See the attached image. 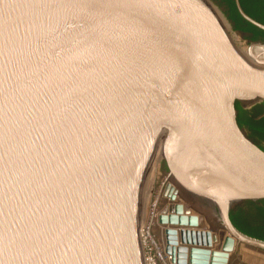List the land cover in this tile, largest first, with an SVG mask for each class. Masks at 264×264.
<instances>
[{
    "label": "water",
    "instance_id": "1",
    "mask_svg": "<svg viewBox=\"0 0 264 264\" xmlns=\"http://www.w3.org/2000/svg\"><path fill=\"white\" fill-rule=\"evenodd\" d=\"M231 32L246 35L213 0H0V264H143L157 146L164 196L210 213L223 252L264 251L229 218L264 200L236 109L264 103V41Z\"/></svg>",
    "mask_w": 264,
    "mask_h": 264
},
{
    "label": "rangeland",
    "instance_id": "2",
    "mask_svg": "<svg viewBox=\"0 0 264 264\" xmlns=\"http://www.w3.org/2000/svg\"><path fill=\"white\" fill-rule=\"evenodd\" d=\"M218 6L222 9L220 5ZM231 35L240 47L243 49L247 47L248 43L241 36L232 32ZM166 172L164 160L159 155V160L151 166L149 171L138 223L141 248L143 247L141 238L144 236V244L152 248L158 264H189L190 248L198 246L201 236L206 237L209 233L208 247L213 252L219 251L215 249V246L221 243V236H226V231L215 228L214 217L181 194L177 193L173 200L164 196L168 182ZM241 251L245 253L241 254ZM229 253L231 257L228 264H241V262L242 264H258L252 258L261 256L264 258V251L249 248L242 243H238L237 249L234 251L233 248ZM248 253L251 258L242 260Z\"/></svg>",
    "mask_w": 264,
    "mask_h": 264
},
{
    "label": "trees",
    "instance_id": "3",
    "mask_svg": "<svg viewBox=\"0 0 264 264\" xmlns=\"http://www.w3.org/2000/svg\"><path fill=\"white\" fill-rule=\"evenodd\" d=\"M232 25L233 30L247 33L245 41H264V31L244 21L236 12L233 0H213ZM244 12L264 24V0H239ZM237 121L248 136L264 149V103L250 109H242L236 104ZM233 226L249 237L264 241V200L258 203L246 202L230 211Z\"/></svg>",
    "mask_w": 264,
    "mask_h": 264
},
{
    "label": "crops",
    "instance_id": "4",
    "mask_svg": "<svg viewBox=\"0 0 264 264\" xmlns=\"http://www.w3.org/2000/svg\"><path fill=\"white\" fill-rule=\"evenodd\" d=\"M217 229H219L217 227ZM227 235V233H226ZM206 237H202L199 239V243L197 244L198 246H195L196 248L198 249H209L211 251V254H210V258H209V263L208 264H228V261L230 259V254L229 252H219V251H212L208 246H207V243H206ZM237 246H238V243L237 242H234V251L237 249ZM208 250V251H209ZM214 253H215V256H214ZM242 254H244V251H241ZM242 256V255H241ZM244 256V255H243ZM250 255H246V257H241L242 260H244L245 258H248ZM259 262V263H258ZM258 264H263L262 260L261 259H258ZM242 264V262H241Z\"/></svg>",
    "mask_w": 264,
    "mask_h": 264
},
{
    "label": "bare ground",
    "instance_id": "5",
    "mask_svg": "<svg viewBox=\"0 0 264 264\" xmlns=\"http://www.w3.org/2000/svg\"><path fill=\"white\" fill-rule=\"evenodd\" d=\"M212 10L213 11H215V13H216V15H217V18L224 24V25H226L225 24V22L223 21V18H222V16L220 15V13L214 8V7H212ZM226 27V26H225ZM161 148H162V144H160V150H161ZM159 155H160V151H159V147L157 146V148H156V152L154 151V153H153V156H152V161H151V166L153 165V164H155V162L157 161V160H159ZM151 166H150V168H151ZM169 205V204H168ZM224 231H226L225 229H223ZM226 233H227V231H226ZM228 234V233H227ZM225 237V235H222L221 236V243H219V245H218V249H219V251L220 252H223V250H221V246H222V243H223V238ZM234 242H236V240L234 239ZM175 246V245H174ZM218 249H216V250H218ZM244 250V249H243ZM252 250V249H251ZM245 251V250H244ZM245 253V252H244ZM252 253V252H251ZM242 254V253H241ZM249 254V253H248ZM256 254V253H255ZM257 255V254H256ZM261 255H263V254H261ZM260 256V255H259ZM262 257V256H261ZM261 257H258V258H252L254 261H256V262H258V259H261L262 260V262H263V264H264V258H261ZM264 257V256H263ZM249 258H251L250 256H249ZM248 262H249V260H248ZM251 262V261H250ZM259 263V262H258ZM262 264V263H261Z\"/></svg>",
    "mask_w": 264,
    "mask_h": 264
},
{
    "label": "built area",
    "instance_id": "6",
    "mask_svg": "<svg viewBox=\"0 0 264 264\" xmlns=\"http://www.w3.org/2000/svg\"><path fill=\"white\" fill-rule=\"evenodd\" d=\"M143 235H141L142 237ZM144 236L141 238V242H142V255H143V264H158L156 259H155V255L153 254L152 248L147 247L144 244Z\"/></svg>",
    "mask_w": 264,
    "mask_h": 264
},
{
    "label": "flooded vegetation",
    "instance_id": "7",
    "mask_svg": "<svg viewBox=\"0 0 264 264\" xmlns=\"http://www.w3.org/2000/svg\"><path fill=\"white\" fill-rule=\"evenodd\" d=\"M244 34H246L245 36H247V33H244ZM244 36V37H245ZM239 106H240V104H238ZM241 107V106H240ZM243 109V108H242ZM233 210V209H232ZM238 230V229H237ZM239 231V230H238ZM242 233V232H241ZM242 234H244V233H242ZM245 235V234H244ZM251 238H253V237H251ZM256 239V238H255ZM259 240V239H258Z\"/></svg>",
    "mask_w": 264,
    "mask_h": 264
}]
</instances>
